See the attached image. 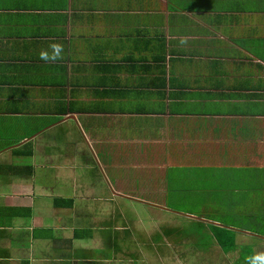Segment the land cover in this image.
I'll return each instance as SVG.
<instances>
[{
	"label": "crops",
	"instance_id": "1",
	"mask_svg": "<svg viewBox=\"0 0 264 264\" xmlns=\"http://www.w3.org/2000/svg\"><path fill=\"white\" fill-rule=\"evenodd\" d=\"M248 224L264 0H0V264H246Z\"/></svg>",
	"mask_w": 264,
	"mask_h": 264
},
{
	"label": "clouds",
	"instance_id": "2",
	"mask_svg": "<svg viewBox=\"0 0 264 264\" xmlns=\"http://www.w3.org/2000/svg\"><path fill=\"white\" fill-rule=\"evenodd\" d=\"M181 43H186L185 40H181ZM49 49H51V52H49L46 49H42L39 52V59L46 62V63H55L57 61H62L64 56V47L60 43H50ZM246 264H264V252L256 253L252 256L246 257Z\"/></svg>",
	"mask_w": 264,
	"mask_h": 264
},
{
	"label": "rangeland",
	"instance_id": "3",
	"mask_svg": "<svg viewBox=\"0 0 264 264\" xmlns=\"http://www.w3.org/2000/svg\"><path fill=\"white\" fill-rule=\"evenodd\" d=\"M175 218H180L178 216H175ZM183 222V224L189 229V230H195L194 227H196L193 224H190L189 222L185 221L184 218H180ZM249 226L250 228H252L253 231H256L259 234H264V225H246ZM226 235H230L229 233H226ZM206 238L210 239V237L208 235H206ZM256 238V237H255ZM248 239H252V237H249ZM262 239L264 240V237H262ZM243 242V241H241ZM252 243L255 242V240L251 241ZM170 248V247H169ZM256 251L258 250H264V241H262L260 243V247H256L255 248ZM239 249L237 250V252L234 255H237ZM192 254V253H191ZM223 255V254H220ZM216 256H219V254H216ZM221 257V256H220ZM220 257H215L214 260H212V262L208 263V264H233V261L236 259L234 257H223L222 256V260H220ZM221 263H218L220 262Z\"/></svg>",
	"mask_w": 264,
	"mask_h": 264
},
{
	"label": "trees",
	"instance_id": "4",
	"mask_svg": "<svg viewBox=\"0 0 264 264\" xmlns=\"http://www.w3.org/2000/svg\"><path fill=\"white\" fill-rule=\"evenodd\" d=\"M224 229V230H223ZM222 231H223V236H222V239L224 241H227V244L230 248L234 247L235 245H237L236 241H235V231L231 228H229L228 225H226V228H223ZM226 233H229L230 235H226ZM224 244V242H223ZM225 245V244H224Z\"/></svg>",
	"mask_w": 264,
	"mask_h": 264
}]
</instances>
